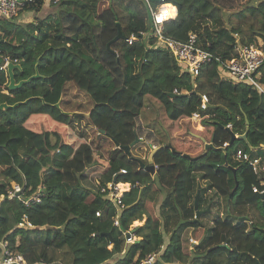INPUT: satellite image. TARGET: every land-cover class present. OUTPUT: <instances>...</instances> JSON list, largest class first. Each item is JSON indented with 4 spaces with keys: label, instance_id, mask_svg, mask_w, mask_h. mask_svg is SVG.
Wrapping results in <instances>:
<instances>
[{
    "label": "trees",
    "instance_id": "trees-1",
    "mask_svg": "<svg viewBox=\"0 0 264 264\" xmlns=\"http://www.w3.org/2000/svg\"><path fill=\"white\" fill-rule=\"evenodd\" d=\"M23 1L21 12L39 13L44 4V0ZM214 1L164 0L177 8L176 17L165 23L164 35L185 41L193 33L198 46L222 60L233 56L234 35L240 43L254 44L264 52V0L230 16L228 28ZM143 3L50 2L53 11L36 18L37 35L31 26L0 20V66L5 57L18 64L16 82L34 75L36 63L40 75L10 90L8 76L0 70V104L28 100L15 109L0 110V257L3 242L26 264H139L157 253L151 264H264V199L252 192L254 185L245 189L248 178L264 183V172L254 174L247 163L232 159L238 149L264 158L260 150L264 95L246 83L221 78L216 63L201 67L194 79L182 73L167 51L154 46ZM117 23L124 39L112 41ZM139 33H146L145 38L127 43ZM57 67L58 72L50 76ZM259 72L264 86V62ZM69 83L89 97L87 117L62 113L69 103L64 99ZM174 89L181 94L171 97ZM201 93L216 106L205 112L208 118L201 122L212 128L214 149L199 158L182 155L197 156L203 150L192 155L190 148L179 149L168 133V141H155L151 130L137 125L145 97L159 101L175 122L198 112ZM61 97L58 109L54 105ZM83 121L94 130L98 143L105 140L112 145L105 160L80 132L85 131L84 127L79 130ZM60 129L64 140L57 133ZM245 132V141L235 140L222 150L231 133ZM135 138L137 143L150 140L151 150L158 148L153 155L154 174L132 157ZM168 142L175 153L166 146ZM125 146H131L130 156ZM113 179L137 185L121 198L119 227L113 225L116 207L99 193L95 182L106 184ZM11 183L22 187L21 199L39 187L44 196L25 207L21 199L7 197ZM197 191L200 213L196 219ZM213 210L217 213L207 227L204 217ZM24 215L32 229L16 227ZM134 222L140 224L131 227ZM126 232L136 238L133 243H125Z\"/></svg>",
    "mask_w": 264,
    "mask_h": 264
},
{
    "label": "built area",
    "instance_id": "built-area-1",
    "mask_svg": "<svg viewBox=\"0 0 264 264\" xmlns=\"http://www.w3.org/2000/svg\"><path fill=\"white\" fill-rule=\"evenodd\" d=\"M50 1L53 4L58 2V0ZM143 2L149 13V18L151 21V30L149 31V34L155 38L154 46L167 51L178 64L182 73H187L192 77V79H194L199 74L201 67L206 64L216 63L218 65L219 76L221 78H225L233 83H246L258 91V93L264 95V86L259 82V68L264 62V52L258 46L254 44H242L240 43L238 36L234 35L235 42L233 46V56L230 59L222 60L220 55L202 49L200 46H198L197 36L193 33L188 34V37L185 41H176L164 35L165 23L176 17L177 8L174 5L165 3L164 0H159L156 2L151 0H143ZM23 5V0H0V17L5 20L15 19L19 13H21ZM171 8H175L174 16H172L170 13ZM24 25L32 27L33 35L38 34L36 28L38 22L36 19H29ZM145 35L146 33H139L138 37L131 36L130 38L126 39V41L128 44H131L132 42L137 41L139 37L145 38ZM9 63L15 64V62H12L9 58L5 57L3 64L0 66V70L6 73L7 64ZM193 88H196L195 84H193ZM172 93L175 95L181 94V92H178L176 89H174ZM197 101L199 108L198 112L192 114L190 119L197 121L199 123L198 125L200 126L202 120L208 118V115L205 112L208 109L215 107L216 103L204 93L198 94ZM226 128L230 130L231 125H227ZM227 145L228 143H224L223 147H226ZM260 148H264V145H261ZM232 159L247 163L254 174H257L258 172H264V160L260 156H252L238 149L233 153ZM155 168L156 166H154V170ZM120 172L125 173L124 170H121ZM95 182L99 193L108 203L116 207V209L121 205L122 196L126 192H129L132 188L137 187V185H131L130 183H118L114 179L106 184H101L97 180H95ZM22 191L23 189L20 185L11 183L10 188L7 191V197L9 199L14 197L21 199L20 196ZM263 191L264 190L258 191L255 186L252 187L253 193H261ZM43 196V188L39 187L29 197L22 198L21 202L25 207H29L32 204L39 203ZM2 199L3 196H0V202ZM96 215H98V213H96ZM113 225L115 227H119V220L117 216H115L113 219ZM16 227L27 230L32 229L33 225L24 215ZM123 237L126 244H131L136 239L134 235L129 232L123 233ZM190 241L194 240L190 239ZM1 248L2 256L0 257V264H26L25 260L20 254L13 253L7 249L6 243L2 242ZM157 255L158 253L149 254L139 264H151L154 262Z\"/></svg>",
    "mask_w": 264,
    "mask_h": 264
},
{
    "label": "rangeland",
    "instance_id": "rangeland-1",
    "mask_svg": "<svg viewBox=\"0 0 264 264\" xmlns=\"http://www.w3.org/2000/svg\"><path fill=\"white\" fill-rule=\"evenodd\" d=\"M141 2H143L141 0ZM256 0H217L214 1V3L220 8L221 15L224 17L225 21V27H229L228 19L230 20V16L232 18L233 14L243 10L244 7L249 3H255ZM144 4V3H143ZM103 7H106V3ZM144 7L146 8L145 4ZM173 9V8H172ZM53 11L50 10L49 12ZM30 16L29 14H26V16L23 15V19L26 20ZM35 17H41L43 18L42 13H34ZM235 21V19H234ZM17 22V20H15ZM115 33L113 32V35ZM105 38L100 39V46L104 47V41ZM60 68L57 67L56 70L50 71V76H53L55 72H58ZM65 100L69 102V105L67 106V111L72 113L76 109L80 111V113L84 116H88V113L91 109V101L89 97L79 90H77L71 83L67 84L65 87ZM71 115V114H70ZM199 123L195 120L182 118L178 121H171L167 116L166 113L160 104L159 101H157L153 97H145L144 98V104L140 111L139 119L137 125L141 127V129L151 130L154 133L155 141L160 140L162 142L168 141V137L166 134L170 135V137L174 138V143L177 145V147L180 149L182 148L184 151L187 148H190L191 154L195 155L203 150V144L201 141L194 140L192 136H198L204 140V142H209L211 138V132L212 128L209 127H203L199 126ZM202 125V123H201ZM83 127L85 131L83 130ZM79 130H83L80 132H84V135L86 136V140L90 143L91 147L93 149L97 150V155L100 154L101 159L105 160L107 158L108 152L112 149V145L105 140H99L96 141V135L92 128L85 126V121H83L79 127ZM59 136L61 137V140H64V133L63 130H59L57 132ZM166 133V134H165ZM151 141L142 139L139 143L135 145L134 148L131 149L132 157L136 160H141L144 163H146V160L151 152V149L149 148V144ZM170 144V142H168ZM167 143V144H168ZM153 149V147H152ZM98 157V156H97ZM96 157V158H97ZM98 160H100L98 158ZM248 175H252L249 171H247ZM255 186L256 188L262 189L264 188V183L262 181L257 180L250 182V178H248L247 183L245 184V189L248 188L250 190L251 186ZM117 217L120 216L122 211H120V208H117ZM157 211V209H156ZM217 213L216 210L211 211L210 213H207V217H204L205 219H209V217H213ZM140 222L133 223V227L139 225Z\"/></svg>",
    "mask_w": 264,
    "mask_h": 264
},
{
    "label": "water",
    "instance_id": "water-1",
    "mask_svg": "<svg viewBox=\"0 0 264 264\" xmlns=\"http://www.w3.org/2000/svg\"><path fill=\"white\" fill-rule=\"evenodd\" d=\"M151 1L156 2V1H159V0H151ZM116 27H117V33H116L115 37L112 39V41H116V40H119V39H124V36H123V34H122V32H121V28H120V26H119L118 23L116 24ZM106 47H107V48L109 47V43H107ZM15 69H20V66H19L18 64H14V63H9V64H7L6 74H7V76H8V89H10V90L18 89V88H20L22 85L27 84V83H29L30 81H32V80L37 79V78L40 77V75H39V73H38V71H37V63H36V65H35V74L32 75V76H30L28 79H26V80H21V81H19V82H16V81H15V78H14V70H15ZM170 96H171V97H176V96H178V95H175V94L172 93V94H170ZM27 101H28V100H25L24 102H17V103H15V104H13V105H9V104H7V103H1V104H0V110L15 109V108L19 107L20 105L27 103ZM41 101H42L43 104H44V101H43L42 99H41ZM59 102H60V100H59ZM59 102L56 103V104L54 105V107L60 109V107H59ZM62 113L65 114V115H70V114H71V113H69V112H63V111H62ZM201 140H202V142H203V152H202L201 154H199V155H197V156H190L189 154L184 153L182 156H184V157H186V158H188V159L193 160V159H197V158H199L200 156H202V155H203L204 153H206L209 149H214V145H213V142H212V138H210L209 142H204V140H203L202 138H201ZM235 140H243V141H245V140H246V132H245L244 134L240 135V136H238V135L236 136V135H234V134L231 133V134H230V140H229L228 145H231ZM138 141H139V139H138V138H135L134 143H137ZM131 146H133V144H132ZM131 146H125V147H123L124 152H125L126 154H128L129 156H130V147H131ZM166 146H167L169 149H171V151H172L173 153H175V150H174V148L171 146V144L168 143ZM117 147H118V146H117ZM225 149H226V147H223V148H222L223 151H225ZM157 150H158L157 147H154V148L151 150V152H150V154H149V156H148V158H147V160H146V163H144L143 161L137 159V161L139 162L141 168H145L146 170H148L149 172H151V174H154L153 155H154V153H155ZM199 194H200V192L197 191V192H196V195H195V197H194V209H195V211H196V213H195V218H196V219L199 217V213H200V212L198 211V205H197V200H198V198H199ZM259 197H260V199H264V191L261 192V193H259Z\"/></svg>",
    "mask_w": 264,
    "mask_h": 264
},
{
    "label": "crops",
    "instance_id": "crops-1",
    "mask_svg": "<svg viewBox=\"0 0 264 264\" xmlns=\"http://www.w3.org/2000/svg\"><path fill=\"white\" fill-rule=\"evenodd\" d=\"M50 0H44V4H43V8H42V10L40 11V13H42L43 14V17L45 16V15H47L48 13H49V11L50 10H52L53 9V7L50 5ZM26 14H29L30 16H27V17H29L28 19H26V20H24L23 19V15L24 16H26ZM36 18H41V17H35L34 16V13L33 12H21V13H19V15L15 18V19H13V21H15V20H17V24H22V25H24V24H26V21L27 20H29V19H36ZM2 18L0 17V20H1ZM65 99V98H64ZM61 100H63V97H61V99H60V102H61ZM60 102H59V107H60ZM68 105H69V103H68ZM76 113H80V111L79 110H75V111H73L71 114H76ZM202 125H200V127H201ZM202 128V127H201ZM166 134V133H165ZM202 144H203V142H201ZM260 150H262V151H264V148H260ZM256 155V154H255ZM262 159L264 160V158L262 157ZM223 211H224V207L222 206L221 207V211H220V214H222L223 213ZM205 220V222H206V226L208 227L210 224H211V221H212V218L211 217H209V219L207 218V219H204ZM135 223V222H134ZM139 223V222H138Z\"/></svg>",
    "mask_w": 264,
    "mask_h": 264
},
{
    "label": "bare ground",
    "instance_id": "bare-ground-1",
    "mask_svg": "<svg viewBox=\"0 0 264 264\" xmlns=\"http://www.w3.org/2000/svg\"><path fill=\"white\" fill-rule=\"evenodd\" d=\"M163 8V7H162ZM170 13H171V15H172V8L170 9ZM175 14V13H174ZM174 14L172 15V16H174Z\"/></svg>",
    "mask_w": 264,
    "mask_h": 264
}]
</instances>
